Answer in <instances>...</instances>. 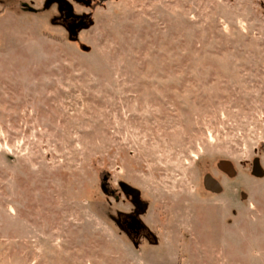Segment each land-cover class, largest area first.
I'll use <instances>...</instances> for the list:
<instances>
[{
  "label": "rangeland",
  "instance_id": "1",
  "mask_svg": "<svg viewBox=\"0 0 264 264\" xmlns=\"http://www.w3.org/2000/svg\"><path fill=\"white\" fill-rule=\"evenodd\" d=\"M0 264H264V0H0Z\"/></svg>",
  "mask_w": 264,
  "mask_h": 264
},
{
  "label": "water",
  "instance_id": "2",
  "mask_svg": "<svg viewBox=\"0 0 264 264\" xmlns=\"http://www.w3.org/2000/svg\"><path fill=\"white\" fill-rule=\"evenodd\" d=\"M105 179H106V177H103V180H105ZM101 188H102V190H103L104 192L107 191V188L105 187L104 183L101 185Z\"/></svg>",
  "mask_w": 264,
  "mask_h": 264
},
{
  "label": "flooded vegetation",
  "instance_id": "3",
  "mask_svg": "<svg viewBox=\"0 0 264 264\" xmlns=\"http://www.w3.org/2000/svg\"><path fill=\"white\" fill-rule=\"evenodd\" d=\"M132 222H133V220H132ZM135 226H136V228H138V229H139V227H141L139 223H135Z\"/></svg>",
  "mask_w": 264,
  "mask_h": 264
},
{
  "label": "trees",
  "instance_id": "4",
  "mask_svg": "<svg viewBox=\"0 0 264 264\" xmlns=\"http://www.w3.org/2000/svg\"><path fill=\"white\" fill-rule=\"evenodd\" d=\"M103 191V190H102Z\"/></svg>",
  "mask_w": 264,
  "mask_h": 264
}]
</instances>
